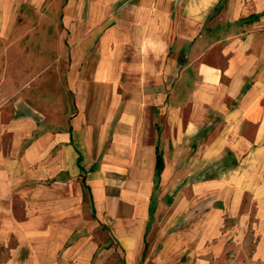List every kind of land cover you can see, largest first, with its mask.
Masks as SVG:
<instances>
[{
  "label": "crops",
  "instance_id": "obj_1",
  "mask_svg": "<svg viewBox=\"0 0 264 264\" xmlns=\"http://www.w3.org/2000/svg\"><path fill=\"white\" fill-rule=\"evenodd\" d=\"M48 1L0 0V264H264V0Z\"/></svg>",
  "mask_w": 264,
  "mask_h": 264
},
{
  "label": "rangeland",
  "instance_id": "obj_2",
  "mask_svg": "<svg viewBox=\"0 0 264 264\" xmlns=\"http://www.w3.org/2000/svg\"><path fill=\"white\" fill-rule=\"evenodd\" d=\"M57 2V3H56ZM46 4V3H45ZM42 4L41 6H37V7H33L35 8V10H39L40 14L42 12H44V10L48 11L49 7H53L57 6V8L62 4L60 0H49L47 2V4ZM55 6V8H56ZM56 8V9H57ZM59 9V8H58ZM29 10H31L29 8ZM50 21V19L48 20ZM19 24L24 25L25 27H29L31 26V24L37 25V26H41L43 24V18L42 16L38 15L36 17H30V18H21L19 20ZM50 22L53 23V20H51ZM55 26L60 25V21L59 18H56V22L53 24ZM7 58L10 60V56L7 55V51H0V96L4 95L3 97H0V125L4 124L6 122H8L13 114V91L16 89V87H18L19 83L15 82L14 84L12 83V76H13V71H12V66H11V62L8 60ZM6 60V63H5ZM67 67L64 66H57L56 68H51L50 72L48 75H46L47 77L52 78L53 80L51 82L47 81V77L44 78V74H42L39 79L35 82V86L33 88V90H35L36 92H38L37 94H39L40 91H44V90H52V92L58 93L61 89L62 90H67L68 92L71 91L70 90V86H67L66 83L64 82V80L62 79V81H59V76L62 75V77H64L63 74L67 73ZM44 70L42 69V72ZM70 72V69H69ZM16 73H20V71H17ZM69 75V74H68ZM56 79V80H54ZM40 90V91H39ZM35 103H42L43 99L39 98V97H35L34 99ZM36 103V104H37ZM0 133H1V126H0ZM4 142H8L9 141V135L5 134L4 136ZM230 226V225H229ZM228 227V226H227ZM252 224L251 223H245L242 224L241 226L238 227H233L232 229H230L231 227H228L229 233L228 235L231 236L233 239H235V242L232 244L233 246H235L234 248L236 250H240V251H244V256L243 257V262L245 263H249V261H253L251 259V257L249 256L251 249L253 248V234H252ZM254 232V231H253ZM255 238V237H254ZM232 246V247H233ZM117 260L121 261L120 256H117ZM240 259H238L239 261ZM233 264H235L233 262ZM253 264H257L256 262H254Z\"/></svg>",
  "mask_w": 264,
  "mask_h": 264
},
{
  "label": "trees",
  "instance_id": "obj_3",
  "mask_svg": "<svg viewBox=\"0 0 264 264\" xmlns=\"http://www.w3.org/2000/svg\"><path fill=\"white\" fill-rule=\"evenodd\" d=\"M162 168H163V161H162L161 155L158 154V157H157V170L160 171Z\"/></svg>",
  "mask_w": 264,
  "mask_h": 264
}]
</instances>
